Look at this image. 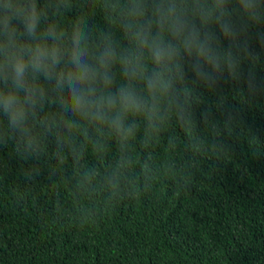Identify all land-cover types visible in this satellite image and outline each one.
<instances>
[{
  "label": "clouds",
  "instance_id": "clouds-1",
  "mask_svg": "<svg viewBox=\"0 0 264 264\" xmlns=\"http://www.w3.org/2000/svg\"><path fill=\"white\" fill-rule=\"evenodd\" d=\"M261 25L264 0H0V147L27 165L28 185L43 176L63 188L80 227L90 226L101 205L232 155L242 126L211 109L198 120L197 89L215 92L226 73L247 87L233 99L254 96L259 57L247 38ZM226 102L221 95L217 108ZM12 195L23 202L31 192Z\"/></svg>",
  "mask_w": 264,
  "mask_h": 264
},
{
  "label": "trees",
  "instance_id": "trees-1",
  "mask_svg": "<svg viewBox=\"0 0 264 264\" xmlns=\"http://www.w3.org/2000/svg\"><path fill=\"white\" fill-rule=\"evenodd\" d=\"M247 39L259 57L251 68L255 95L244 104L233 99L238 89L247 97V87L226 73L215 92L197 89L203 99L198 120L211 109L216 119L231 112L242 126L245 134L230 140L232 155L161 177L138 200L101 205L90 226L80 227L82 217L64 201L63 188L57 194L43 176L28 185L27 165L10 144L0 147V264H264V25ZM248 71L245 65V77ZM221 95L227 97L223 110L217 108ZM246 133L256 136L254 146ZM177 159L190 160L183 146ZM25 187L29 198L16 200L13 189Z\"/></svg>",
  "mask_w": 264,
  "mask_h": 264
}]
</instances>
